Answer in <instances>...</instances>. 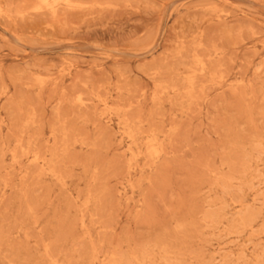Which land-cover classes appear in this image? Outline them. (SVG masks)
<instances>
[{
    "label": "rangeland",
    "instance_id": "obj_1",
    "mask_svg": "<svg viewBox=\"0 0 264 264\" xmlns=\"http://www.w3.org/2000/svg\"><path fill=\"white\" fill-rule=\"evenodd\" d=\"M0 264H264V0H0Z\"/></svg>",
    "mask_w": 264,
    "mask_h": 264
}]
</instances>
